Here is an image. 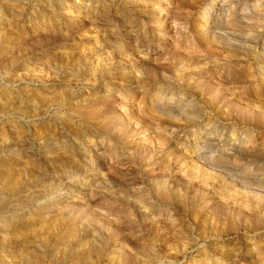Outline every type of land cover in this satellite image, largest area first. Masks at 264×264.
Here are the masks:
<instances>
[{
	"label": "rangeland",
	"instance_id": "1",
	"mask_svg": "<svg viewBox=\"0 0 264 264\" xmlns=\"http://www.w3.org/2000/svg\"><path fill=\"white\" fill-rule=\"evenodd\" d=\"M263 45L264 0H0V264H264Z\"/></svg>",
	"mask_w": 264,
	"mask_h": 264
},
{
	"label": "bare ground",
	"instance_id": "2",
	"mask_svg": "<svg viewBox=\"0 0 264 264\" xmlns=\"http://www.w3.org/2000/svg\"><path fill=\"white\" fill-rule=\"evenodd\" d=\"M218 1H221V2H222V1H224V0H218ZM217 10H219V7H216V11H217ZM263 47H264V45H263ZM260 62H261V61H260ZM263 64H264V63H263ZM261 65H262V64H261ZM260 67H261V66H260ZM262 67H264V66H262ZM259 70H260V68H259ZM262 70H263V68H262ZM262 70H261V71H262ZM263 74H264V73H263ZM262 77H264V75H263ZM262 79H264V78H262ZM100 107H101V106H100ZM94 108H95V107H94ZM232 145H233V144H231V145L229 146V148H227V149H230L231 151H234V148H235V147L233 148L234 145H233V146H232ZM245 146H246V145H245ZM238 147H239V146H238ZM200 149H201V148H200ZM238 149H239V148H237V150H238ZM248 150H249V149H248ZM201 151H202V149H201ZM224 151L227 152V150H225V149H224ZM235 151H236V150H235ZM197 152H198V150H197ZM228 152H229V151H228ZM196 155H197V154H196ZM196 155H195V156H196ZM200 155H201V154H200ZM200 155H198L199 157H197V158H200ZM225 155H226V154H225ZM222 156H223V155H222ZM226 156L228 157L229 154L226 155ZM193 157H194V156H193ZM203 157H204V156H202L201 159H203ZM205 157H206V156H205ZM207 157H208V155H207ZM209 157H210V155H209ZM210 158H211V157H210ZM225 158H226V157H225ZM193 159H195V158H193ZM211 159H212V158H211ZM226 159H227V158H226ZM205 160L207 161V159H205ZM208 160H209V159H208ZM195 161H197V160L195 159ZM200 161H201V160H200ZM203 161H204V159H203ZM216 161H217V160H216ZM201 162H202V161H201ZM203 163H204V162H203ZM210 163H212V162H210ZM217 163H218V162H217ZM231 163H232V162H231ZM200 164H201V163H200ZM205 164H206V162H205ZM203 165H204V164H203ZM208 165H210V164H208ZM214 165L217 166L216 164H213V166H214ZM232 165H233V164H232ZM201 166H202V165H201ZM210 166H211V165H210ZM210 166H209V167H210ZM213 166H212V167H213ZM215 166H214L213 168H216ZM253 166H254V165H253ZM258 166H259V165H258ZM209 167H208V168H209ZM212 167H211V168H212ZM248 167H249V166H248ZM248 167H247V168H248ZM259 167H261V166H259ZM179 168H180V167H179ZM213 168H212V169H213ZM217 168H218V167H217ZM217 168H216V170L218 171L219 168H218V169H217ZM228 168H229V167H228ZM243 168H244V167H243ZM249 168H250V167H249ZM256 168H257V167H256ZM256 168H255V169L253 168V169L256 171V174H257L258 172H257V169H256ZM165 169H166V168H165ZM209 169H210V168H209ZM212 169H211V170H212ZM220 169H221V166H220ZM220 169H219V170H220ZM222 169H223V168H222ZM222 169H221V170H222ZM245 169H246V166H245ZM253 169H252V170H253ZM216 170H215V171H216ZM248 170H251V169H248ZM258 170H259V168H258ZM260 170H261V169H260ZM238 171H239V170H238ZM210 172H211V171H210ZM212 172H213V170H212ZM233 172H234V171H233ZM252 172H254V171H252ZM260 172L262 173V170H261ZM218 173H219V172H218ZM179 174H182V173H179ZM184 174H185V173H184ZM215 174H217V172H215ZM249 174H250V171H249V173L247 172V176H248ZM252 174H253V173H252ZM220 175H222L221 172H220ZM229 175H230V173L225 171L222 177H225V176H226L225 178H227V179L230 178V179H231V180H230V181H231L230 184L232 185V187H233V186H236L237 184H241V183H239V182H241V181L238 180L239 182H237V180H235L236 178H235V179H232V177H230ZM243 175H244V174H243ZM203 176H204V175H203ZM215 176H217V175H215ZM183 177H184V176H183ZM186 178H187V177H186ZM199 178H200V177H199ZM204 178H205V177H204ZM206 178H207V177H206ZM243 178H244V177H243ZM176 179H177V178H176ZM238 179H239V178H238ZM244 179L246 180V178H244ZM178 180H179V179H178ZM207 180H208V179H207ZM207 180H206V181H207ZM242 180H243V179H242ZM243 181H244V180H243ZM246 181H247V180H246ZM244 182H245V181H244ZM248 182H249V181H248ZM249 183H250V182H249ZM249 183H248V185H249ZM251 183H252V182H251ZM190 184H191V182H190ZM245 184H246V183H245ZM245 184H244V185H245ZM203 186H204V185H203ZM205 186H207V185H205ZM252 186H253V185H252ZM207 187H208V186H207ZM238 188H239V187H238ZM244 188H245V189H244ZM240 189H241V187H240ZM251 189H255V190H256V188H251V186H250V187L243 186V190H245V191H249V190H251ZM238 190H239V189H238ZM257 191H258V193L260 194L261 192H264V189H263V191H262L261 189H258ZM253 192H254V191H253ZM164 193H165V192H164ZM244 193H246V192H244ZM159 194H160V193H159ZM256 194H257V192H256ZM263 194H264V193H262V195H263ZM263 196H264V195H263ZM248 197H250V196H248ZM252 197H253V196H252ZM255 197H257V196H255ZM167 199H168V198H167ZM249 199H250V198H249ZM236 201H237V200H236ZM252 203H253V202H252ZM263 203H264V202H263ZM244 204H245V202L243 203V205H244ZM255 204H256V203H255ZM255 204H254V206H255ZM236 205H237V204H236ZM250 205H251V204H250ZM263 207H264V206H263ZM236 208H237V207H236ZM254 208H255V207H254ZM258 208H259V207H258ZM261 208H262V207H261ZM238 209H239V208H238ZM238 209H237V211H238ZM256 209H257V208H256ZM108 210H109V209H108ZM243 211H244V210H243ZM259 211H262V210H259ZM240 212H241V211H240ZM262 213H263V212H262ZM262 213H261V214H262ZM242 214H243V213H242ZM249 214H251V213L249 212ZM186 244H187V243H186ZM251 250H254V251H256V253H257V251H259L260 249L258 250L257 247H254V248L251 249ZM246 251H247V250H246ZM249 253H250V251H249ZM256 253H255V254H256ZM258 253H259V252H258ZM258 253H257V254H258ZM258 258H259V257H258Z\"/></svg>",
	"mask_w": 264,
	"mask_h": 264
}]
</instances>
